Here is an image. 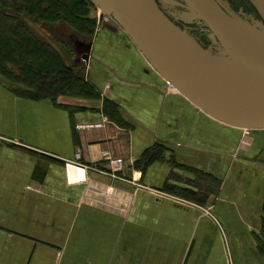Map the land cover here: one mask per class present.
I'll use <instances>...</instances> for the list:
<instances>
[{
    "label": "crops",
    "instance_id": "crops-1",
    "mask_svg": "<svg viewBox=\"0 0 264 264\" xmlns=\"http://www.w3.org/2000/svg\"><path fill=\"white\" fill-rule=\"evenodd\" d=\"M81 62L94 98L57 105L0 81V264H264V130L172 91L118 25ZM77 152L96 168L80 184L65 170Z\"/></svg>",
    "mask_w": 264,
    "mask_h": 264
},
{
    "label": "water",
    "instance_id": "water-1",
    "mask_svg": "<svg viewBox=\"0 0 264 264\" xmlns=\"http://www.w3.org/2000/svg\"><path fill=\"white\" fill-rule=\"evenodd\" d=\"M91 3L99 0H89ZM203 21L223 51L202 48L174 25L155 0H109L104 15L129 37L149 65L197 108L223 124L264 129V50L240 29L218 0H182ZM264 21V0H248ZM91 42L80 43L77 60L87 61Z\"/></svg>",
    "mask_w": 264,
    "mask_h": 264
},
{
    "label": "trees",
    "instance_id": "trees-1",
    "mask_svg": "<svg viewBox=\"0 0 264 264\" xmlns=\"http://www.w3.org/2000/svg\"><path fill=\"white\" fill-rule=\"evenodd\" d=\"M91 7L89 0H0V81L16 96L30 100L57 104L60 97H96L85 81L84 62L77 60L79 44L90 43L94 36ZM28 21L49 36L51 27L62 24L67 38H56L53 45ZM157 152L156 146L148 150L134 166L143 171L159 157ZM261 247L264 251V240Z\"/></svg>",
    "mask_w": 264,
    "mask_h": 264
},
{
    "label": "rangeland",
    "instance_id": "rangeland-1",
    "mask_svg": "<svg viewBox=\"0 0 264 264\" xmlns=\"http://www.w3.org/2000/svg\"><path fill=\"white\" fill-rule=\"evenodd\" d=\"M161 6L167 11L168 15L182 27H184V32H186L192 39L195 38L191 35H195L200 38V40L205 44L210 52L218 55H223V51L218 45L217 41L214 39L213 35L209 31L204 30L202 33L200 28H204L206 25L197 16V14L190 9L182 0H157ZM221 4V8L234 20H237L241 25L247 29L251 30H262L264 29V23L260 18L252 15V8L248 3L243 0H218ZM248 1V0H247ZM249 2V1H248ZM97 1L91 3V8L89 15L95 20V32L101 26L107 25L109 23L117 24L112 20L110 16L104 15L102 10L97 7ZM254 9V8H253ZM255 11V10H254ZM254 13V12H253ZM29 25L33 30L44 40L54 44L56 43V38L61 41H65L67 30L62 24H56V26L51 27V36L47 35L43 28H37L32 22L28 21ZM207 27V26H206ZM94 32V34H95ZM191 33V35L189 34ZM55 39V40H54ZM93 39V37H92ZM196 41V40H195ZM67 42V40H66ZM197 42V41H196ZM198 43V42H197ZM200 46L201 44L198 43ZM202 47V46H201ZM203 48V47H202ZM264 130V129H262ZM251 130L243 129V134L246 136Z\"/></svg>",
    "mask_w": 264,
    "mask_h": 264
},
{
    "label": "built area",
    "instance_id": "built-area-1",
    "mask_svg": "<svg viewBox=\"0 0 264 264\" xmlns=\"http://www.w3.org/2000/svg\"><path fill=\"white\" fill-rule=\"evenodd\" d=\"M95 127H101L102 124H96L94 125ZM91 126H80L79 128H89ZM104 159L107 161V164L109 166L110 172L107 173V175H109L111 178L113 179H117L118 175L117 173L120 172L123 168V160L121 158H113L112 156H110L109 153L105 152L104 153ZM81 160V153L77 152L75 154V159L73 161H69L66 162L65 164V170H66V176H67V181L68 182H73L76 184H80L82 182H84L85 180V172L87 170L93 169L96 170V168H92L90 166H86L84 164H82L80 162ZM70 168H74L77 171L79 170L81 172L80 176L77 177V179L75 181H71L68 171Z\"/></svg>",
    "mask_w": 264,
    "mask_h": 264
},
{
    "label": "bare ground",
    "instance_id": "bare-ground-1",
    "mask_svg": "<svg viewBox=\"0 0 264 264\" xmlns=\"http://www.w3.org/2000/svg\"><path fill=\"white\" fill-rule=\"evenodd\" d=\"M109 5V0H99L97 3V7H99L102 12L104 9H106ZM241 32L244 34L245 37H247L252 43H254L256 46L264 50V35L258 34L250 31H246L243 29H240ZM69 177L71 181H75L78 176H80L81 172L74 168H70L68 171Z\"/></svg>",
    "mask_w": 264,
    "mask_h": 264
},
{
    "label": "flooded vegetation",
    "instance_id": "flooded-vegetation-1",
    "mask_svg": "<svg viewBox=\"0 0 264 264\" xmlns=\"http://www.w3.org/2000/svg\"><path fill=\"white\" fill-rule=\"evenodd\" d=\"M156 1V3H157V5H158V7H159V9L164 13V15L174 24V25H176L177 27H179L182 31H184L183 29H184V27H182L179 23H177L176 21H174L169 15H168V13H167V11L161 6V4L159 3V1H157V0H155ZM244 1V0H243ZM244 2H246V1H244ZM247 3V2H246ZM221 5V4H220ZM252 6V5H251ZM253 7V6H252ZM255 10V9H254ZM253 9L251 10L252 11V15H254L255 14V16L257 17V18H260L261 19V17L259 16V14L256 12V10L254 11ZM254 12V13H253ZM262 20V19H261ZM263 21V20H262ZM263 23H264V21H263ZM207 29V31H209V33H211L210 32V30L205 26L204 28H200V31L202 32V33H204L203 31L204 30H206ZM190 35H191V33H189ZM212 34V33H211ZM191 36H193L194 38H195V40L198 42V43H200L201 44V46L203 47V48H207L206 46H205V44L200 40V38L199 37H197V36H195V35H191Z\"/></svg>",
    "mask_w": 264,
    "mask_h": 264
}]
</instances>
